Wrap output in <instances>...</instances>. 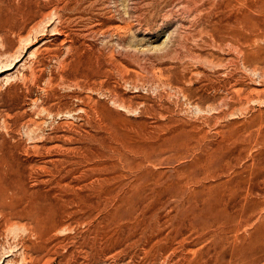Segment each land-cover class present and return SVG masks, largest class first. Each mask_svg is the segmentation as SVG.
<instances>
[{
    "label": "rangeland",
    "instance_id": "1",
    "mask_svg": "<svg viewBox=\"0 0 264 264\" xmlns=\"http://www.w3.org/2000/svg\"><path fill=\"white\" fill-rule=\"evenodd\" d=\"M0 264H264V0H0Z\"/></svg>",
    "mask_w": 264,
    "mask_h": 264
},
{
    "label": "bare ground",
    "instance_id": "2",
    "mask_svg": "<svg viewBox=\"0 0 264 264\" xmlns=\"http://www.w3.org/2000/svg\"><path fill=\"white\" fill-rule=\"evenodd\" d=\"M20 12V11H19ZM21 13V12H20ZM8 18V17H7ZM9 18H11V17H9ZM23 22H24V20H23ZM15 23V22H14ZM4 25V24H3ZM2 26V25H1ZM13 26V25H12ZM11 25H10V27H12ZM17 26V25H16ZM19 26V25H18ZM2 27H4V26H2Z\"/></svg>",
    "mask_w": 264,
    "mask_h": 264
}]
</instances>
